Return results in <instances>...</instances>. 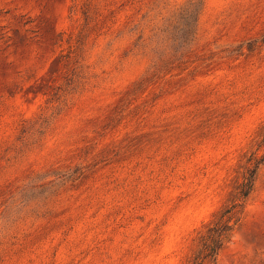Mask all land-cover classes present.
<instances>
[{"label":"rangeland","instance_id":"374dc122","mask_svg":"<svg viewBox=\"0 0 264 264\" xmlns=\"http://www.w3.org/2000/svg\"><path fill=\"white\" fill-rule=\"evenodd\" d=\"M263 157L264 0H0V264H195Z\"/></svg>","mask_w":264,"mask_h":264},{"label":"trees","instance_id":"16d2710c","mask_svg":"<svg viewBox=\"0 0 264 264\" xmlns=\"http://www.w3.org/2000/svg\"><path fill=\"white\" fill-rule=\"evenodd\" d=\"M262 165H264V157L251 159V165L243 175V180L237 189L231 206L223 211L221 218L210 229L195 264H217L223 246L230 241L236 227V223H232L233 214L238 207L246 203L253 193Z\"/></svg>","mask_w":264,"mask_h":264}]
</instances>
